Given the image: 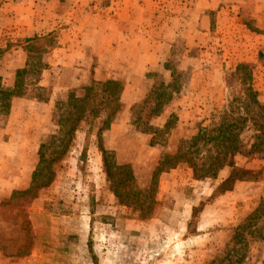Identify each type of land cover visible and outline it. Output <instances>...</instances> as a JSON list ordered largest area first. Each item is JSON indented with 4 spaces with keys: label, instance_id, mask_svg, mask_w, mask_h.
I'll use <instances>...</instances> for the list:
<instances>
[{
    "label": "rangeland",
    "instance_id": "rangeland-1",
    "mask_svg": "<svg viewBox=\"0 0 264 264\" xmlns=\"http://www.w3.org/2000/svg\"><path fill=\"white\" fill-rule=\"evenodd\" d=\"M80 1L90 13L95 0H0V51L25 54L20 61L13 55L17 70L37 69L36 60L54 64L57 86L71 72L53 50H74L90 34ZM100 1L106 7L111 0ZM156 1L157 13L139 25L157 40L149 35L139 47L142 38L129 39L140 65L115 68L124 75L114 78L116 108L91 77L66 91L38 86L40 74L18 83L15 97H54L25 157L26 187L0 193V264H264V0ZM112 2L113 20L136 30V11ZM70 94L86 96L85 108L63 151L59 118ZM230 134L240 152L227 156L215 178L197 177L227 144L221 135ZM173 155L181 162L157 173ZM231 165L248 180L215 200L227 193L218 186ZM186 204L183 221L175 212Z\"/></svg>",
    "mask_w": 264,
    "mask_h": 264
},
{
    "label": "crops",
    "instance_id": "crops-1",
    "mask_svg": "<svg viewBox=\"0 0 264 264\" xmlns=\"http://www.w3.org/2000/svg\"><path fill=\"white\" fill-rule=\"evenodd\" d=\"M100 2V0H95L92 10L89 13V9H87V13L83 10L86 3L80 1V15L84 16L87 14V21L92 25L87 29V31H90V34L87 36L88 39L84 40L83 37V41L80 45H74V50L66 44L65 47L62 45L61 48L53 50L59 53V55H63L64 59L62 60L64 62L59 65L65 67L71 74L67 76L64 81L58 80L57 84L55 83L57 86H53L54 83L51 81L52 78H50V74L53 73V69L56 66L53 64L52 68L49 67L51 64L47 61L37 81L38 86L49 87L50 89L52 87H59V89L62 88L63 91L64 89L66 91L86 84L87 82H83L78 85L77 80L82 81V79L87 77L88 82L90 77L91 79L93 78L94 80H90V82L92 85H96L95 83L98 82V80L112 78V80H114L116 77L122 78L124 75L121 72L116 73L115 68L120 71H133L135 66L140 65L137 63V59L135 62L133 58L135 53L127 50L128 47L132 49L136 46L135 43L131 44L129 39L138 38L140 40V38H142L139 47L144 44L145 39L149 37V35L151 39H148L152 41L157 40V38L154 39L156 36L153 34L146 36L145 28H140L139 25L145 22L144 17L150 15V11L153 14L157 13V1L125 0V2H123V5H127V7L131 8L128 9L130 13L136 11L135 15H139L138 20H136L138 26H136L137 28L134 31L124 30L121 24L122 20H113L116 14L114 13L115 11L112 6L114 3L112 0L109 6L106 4V7H103L105 5L100 6ZM106 2H104V4ZM114 5L117 8V4ZM110 10H112L113 13H111ZM124 19L127 20L128 17H124ZM140 52L143 51L140 50ZM13 55H17L19 61L25 58V54L21 53L17 47H11L7 51H0V85L5 87H12L14 85V72L19 66L18 61L13 58ZM49 55L50 53L48 56ZM118 57H121L120 60L123 64H118ZM98 69L106 70L105 72L107 73L104 76L102 72L101 75H97L96 72ZM79 70L82 75L78 73ZM93 74L97 75L95 76L96 78L93 77ZM126 76L128 77L127 74L125 77ZM52 89L54 91L56 90L55 88ZM51 93L54 94V92ZM53 97L54 96L51 98L47 95V98L41 101L34 97H13L8 107L4 109V112L0 113V150L6 149V152H8L5 155H3L4 153L0 154V193H9L13 189H24L26 187L25 184L28 182L27 177L31 171V164L26 161L25 157L28 150L30 151L32 149L33 142L35 143L37 137L44 132L43 127L45 128L49 119L50 101ZM1 168L4 170L1 171ZM227 194L228 192L224 195H220L215 200H221L223 197H226ZM191 207V204L183 205L180 207L181 211H178V209L176 210L175 215L177 214L183 221H186L189 218ZM224 216L226 217V215ZM224 216L223 218L225 219ZM228 222H230V219H225L223 225H226Z\"/></svg>",
    "mask_w": 264,
    "mask_h": 264
},
{
    "label": "trees",
    "instance_id": "trees-1",
    "mask_svg": "<svg viewBox=\"0 0 264 264\" xmlns=\"http://www.w3.org/2000/svg\"><path fill=\"white\" fill-rule=\"evenodd\" d=\"M35 62H36L37 69L29 68L28 70V67H26L25 65L20 70H17L16 75L19 78V81L18 80L15 81V86H13V88L11 89L0 88V106L2 108L8 107L9 102L12 97L22 95L20 94V91H19L20 86H18V83L22 81L24 76L26 75L28 76L29 74L31 75L33 82H36L38 75L40 74V71L44 68L45 65L39 62V60H36ZM95 84L97 86V90L101 92L102 94H104L105 101L108 103H114V107L116 108L119 104L118 99H119V94L121 90L119 82L116 80H112V79H102V80H98V82H96ZM85 98L86 96H83L81 98H77V97L75 98L74 96L72 97L70 94L69 100L62 107L63 109L62 115L59 118V124H60L59 131L63 137H66V140H63L62 138V139H58V142L59 143L64 142V145L62 148L63 151L67 148L69 142H71L72 140V136L75 131L76 123L80 120L83 110L85 108V105H84ZM90 109L92 112V116L95 117L97 115L95 108L91 107ZM111 116L112 114L110 112L105 122L111 119ZM217 131L218 130H215V132ZM221 136L227 142V144L225 146L221 145L222 150H220V152H217L214 155V157L211 158L207 167L203 169L202 173H200L197 177L211 178V179L215 178L218 171L223 167L227 156H232L240 152L239 143L234 135L230 134V136L229 135H226L225 137L223 135ZM63 151H60V153ZM101 153L103 155V159H102L103 168L108 177L110 175V172L108 171V168L106 167L104 151L102 150ZM169 160H173V163L171 165L168 164ZM179 162H181V160L176 155H173L171 157H165L164 163H167L165 164L167 166L163 167L162 169H157V173L160 171H166L167 169H172L174 168L176 163H179ZM164 163H162L161 165L163 166ZM192 169H193V175H194L195 168L192 167ZM243 173H245V171H243L241 168L231 165L230 171L227 172V174L225 175V178L220 182L218 186L219 194L231 191L236 184L242 181L248 180V179H245V177L241 176ZM195 179H198V178H195ZM253 179H256V177H254ZM31 183H32V180H31Z\"/></svg>",
    "mask_w": 264,
    "mask_h": 264
}]
</instances>
